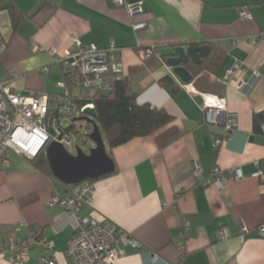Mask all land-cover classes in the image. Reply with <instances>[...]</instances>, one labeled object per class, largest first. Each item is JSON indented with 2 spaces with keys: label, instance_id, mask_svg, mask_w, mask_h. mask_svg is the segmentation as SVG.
Masks as SVG:
<instances>
[{
  "label": "crops",
  "instance_id": "0c3cea01",
  "mask_svg": "<svg viewBox=\"0 0 264 264\" xmlns=\"http://www.w3.org/2000/svg\"><path fill=\"white\" fill-rule=\"evenodd\" d=\"M143 1L144 11L130 15L113 0H0L6 41L0 81L21 94H47L49 108L57 110L56 96L65 92L58 85L64 81L60 55L74 39L104 49L113 43L137 102L164 108L172 119L109 149L105 141L115 169L93 181L91 201L80 215L108 220L137 240L124 245L118 264H264V238L257 233L264 224V125L254 133L251 119L264 108V45L250 41L264 31V0ZM243 6L250 19L239 15ZM138 22L144 24L134 28ZM196 42L225 56L215 70L193 74L223 83L225 108L236 116L230 137L218 147L213 140L224 134V124L204 121L200 96L211 93L185 87L191 82L175 76L158 52ZM151 47L156 53L146 55ZM166 76L174 83L163 86ZM239 81L251 83L245 90ZM68 88L72 96L83 95ZM31 160H0V264H9L3 251L9 238L28 240L27 264H37L42 249L33 237L53 242L54 264H70L65 247L75 220L50 204L54 189L70 188L54 185ZM235 167L242 178L227 174ZM214 168L222 170L221 185L213 181Z\"/></svg>",
  "mask_w": 264,
  "mask_h": 264
},
{
  "label": "built area",
  "instance_id": "2783aa9c",
  "mask_svg": "<svg viewBox=\"0 0 264 264\" xmlns=\"http://www.w3.org/2000/svg\"><path fill=\"white\" fill-rule=\"evenodd\" d=\"M117 6H123L127 14L136 15L144 11L143 0H113ZM243 18H251L246 6L238 8ZM144 23L133 24L134 28L142 27ZM73 48L60 55L64 81L58 85L64 87L65 92L56 96L59 102L57 110L49 108L47 94H21L9 82L0 81V160L2 165H8L12 155L33 159L46 150L51 140L60 141L67 151L76 153V147L88 152L94 141L89 138L93 127L97 125L96 119L87 108H95L92 100L97 93L108 92L117 81L126 77L123 61L115 56L117 47L112 43L108 48H99L96 44L84 46L77 39L73 40ZM251 42L264 45V31L250 37ZM6 48V41L0 36V54ZM153 47L147 49L146 55L152 53ZM50 54L56 55L57 50L52 48ZM45 71L47 70L44 69ZM232 74V68L226 70ZM257 73H254V76ZM228 77V76H227ZM225 82V80H224ZM237 87L245 89L249 83L236 82ZM191 83L184 84L190 87ZM68 85L83 92L75 97L68 90ZM202 105L205 110V120L211 124H224V134L215 137L214 146L225 143L237 124L234 113L226 110L223 98L214 94H201ZM79 100V101H78ZM99 127V125H98ZM45 153V152H44ZM222 170L214 168L213 181L222 183ZM227 174L234 179L242 178L240 168H229ZM256 177L261 175L260 170L254 172ZM208 182V181H207ZM94 190L93 182L84 180L70 190L62 192L54 189L50 197V204L60 206L74 218L76 228L65 247V255L70 264H118L122 257L125 244L137 245L130 234L114 223L104 219H97L91 215H80V210L91 201ZM257 233L264 238V224L257 227ZM220 235L224 236L222 231ZM4 246L5 258L9 264H27L29 242L28 240H13ZM35 244L41 246L42 254L37 264H54V245L46 238H34ZM153 261L155 255L151 256Z\"/></svg>",
  "mask_w": 264,
  "mask_h": 264
},
{
  "label": "trees",
  "instance_id": "16d2710c",
  "mask_svg": "<svg viewBox=\"0 0 264 264\" xmlns=\"http://www.w3.org/2000/svg\"><path fill=\"white\" fill-rule=\"evenodd\" d=\"M195 44L199 45L201 43L196 42ZM209 47V54L203 58L199 64H194L192 62L186 64V67H188L193 74L203 71L204 69L215 70L221 63L222 58L225 57L219 48L214 47L212 44ZM156 51L154 47L151 55H154ZM170 81L174 83L169 76H166L160 80V83L164 86L171 84ZM135 98L136 93L132 91L126 77L117 81L112 87V90L97 93L95 97L92 98L91 101L94 103L95 113L97 114V125H99L103 133L102 137H104L108 149L122 144L133 137L146 136L172 119V116L169 112H166L164 108L151 106L148 103L139 104ZM251 119L253 123L252 131H254V133H262L261 129L264 125V108L254 111ZM31 161L36 169L51 177L54 185H61V187L70 189L71 186H73L72 184H61L59 180L51 175L52 173L44 152L38 154ZM89 180L93 182L95 179Z\"/></svg>",
  "mask_w": 264,
  "mask_h": 264
},
{
  "label": "water",
  "instance_id": "95a60500",
  "mask_svg": "<svg viewBox=\"0 0 264 264\" xmlns=\"http://www.w3.org/2000/svg\"><path fill=\"white\" fill-rule=\"evenodd\" d=\"M209 45L189 44L187 46H175L160 48L159 55L166 58L169 66L183 82H191L194 90L201 93H211L219 98H223L222 89L224 84L211 81L206 73L201 72L197 76L186 67L188 62L199 64L208 54ZM251 83V82H250ZM250 83L247 85L248 89ZM86 113L91 114L96 119L95 108H87ZM93 130L89 138L94 141V146L88 152L76 147V153L67 151L65 146L58 140H51L44 151L54 176L61 184L75 185L87 179H97L114 171V163L106 151L105 140L98 125L93 124ZM252 137H250L251 139Z\"/></svg>",
  "mask_w": 264,
  "mask_h": 264
}]
</instances>
